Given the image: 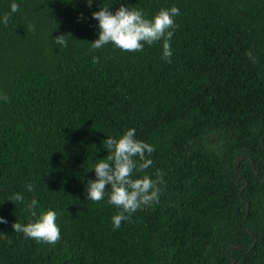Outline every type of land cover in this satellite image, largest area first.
<instances>
[{
  "label": "trees",
  "instance_id": "obj_1",
  "mask_svg": "<svg viewBox=\"0 0 264 264\" xmlns=\"http://www.w3.org/2000/svg\"><path fill=\"white\" fill-rule=\"evenodd\" d=\"M121 4L147 19L179 8L171 62L163 41L92 50V14ZM6 14L0 264H264V0H0V21ZM60 35L67 47L54 42ZM133 128L155 149L133 178L156 180L159 170L164 183L158 203L114 229L119 209L108 190L91 202L88 181L108 155L102 142ZM13 193L24 200L9 201ZM33 199L35 217L26 210ZM48 210L56 244L14 231Z\"/></svg>",
  "mask_w": 264,
  "mask_h": 264
},
{
  "label": "clouds",
  "instance_id": "obj_2",
  "mask_svg": "<svg viewBox=\"0 0 264 264\" xmlns=\"http://www.w3.org/2000/svg\"><path fill=\"white\" fill-rule=\"evenodd\" d=\"M87 2L91 7L93 0H87ZM10 7L12 13L19 10L17 3H12ZM179 14V8L173 6L170 9H161L152 19H147L143 10L136 7L129 8L121 4L113 14L108 7L102 6L98 12L92 14L93 18L99 22L100 29L99 38L90 43L92 50L101 49L111 43L122 51L138 52L143 51L145 43L152 45L163 41L162 58L171 62L173 53L170 41L177 27L173 17ZM9 19L10 15L6 14L0 22L7 26ZM28 31L34 32L35 26L29 25ZM65 37V35H60L54 42L67 47ZM246 55L249 59H254L251 51H247ZM99 62V57L94 56L92 63L95 65ZM0 100L8 102L7 95L0 96ZM102 143L108 155L94 166L96 179L88 181L87 198L91 202H99L104 199L105 191L108 190V203L119 209L112 217L114 229H119L122 222L130 220L131 215L142 206L159 202L162 189L158 185L164 183L163 173L158 170L155 173L156 180L147 174L133 178L134 172L144 173L152 165L153 161L148 157L155 151L151 144L136 139L134 128L128 129L118 138L108 137ZM27 190L32 192L33 186L29 184ZM23 200V195L19 193H13L9 198L11 202H22ZM37 203L38 201L33 199L26 209L33 217L37 215L35 211ZM56 219L57 213L48 210L42 212L35 222L27 225L15 222L12 227L15 232H22L26 237L37 242L54 245L60 240V229L56 224ZM0 223H7V221L0 217Z\"/></svg>",
  "mask_w": 264,
  "mask_h": 264
},
{
  "label": "rangeland",
  "instance_id": "obj_3",
  "mask_svg": "<svg viewBox=\"0 0 264 264\" xmlns=\"http://www.w3.org/2000/svg\"><path fill=\"white\" fill-rule=\"evenodd\" d=\"M209 141H210L211 143L215 142V141H214V138H210Z\"/></svg>",
  "mask_w": 264,
  "mask_h": 264
},
{
  "label": "water",
  "instance_id": "obj_4",
  "mask_svg": "<svg viewBox=\"0 0 264 264\" xmlns=\"http://www.w3.org/2000/svg\"><path fill=\"white\" fill-rule=\"evenodd\" d=\"M254 245H255V243H254ZM254 245H253V246H254Z\"/></svg>",
  "mask_w": 264,
  "mask_h": 264
}]
</instances>
